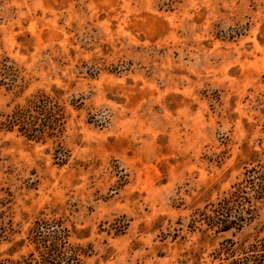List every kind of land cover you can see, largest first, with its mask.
I'll return each mask as SVG.
<instances>
[{
  "label": "rangeland",
  "instance_id": "obj_1",
  "mask_svg": "<svg viewBox=\"0 0 264 264\" xmlns=\"http://www.w3.org/2000/svg\"><path fill=\"white\" fill-rule=\"evenodd\" d=\"M41 95L60 130L0 126V264L63 229L79 264H264V204L205 222L264 173V0H0V122Z\"/></svg>",
  "mask_w": 264,
  "mask_h": 264
},
{
  "label": "trees",
  "instance_id": "obj_2",
  "mask_svg": "<svg viewBox=\"0 0 264 264\" xmlns=\"http://www.w3.org/2000/svg\"><path fill=\"white\" fill-rule=\"evenodd\" d=\"M63 110L58 108L51 97L36 96L26 108H18L0 122L7 129L19 128L29 139H39L46 130H60L63 126ZM42 126L40 128L39 126ZM249 190L251 195L249 196ZM252 200L264 204V173L255 174L244 184L223 198L216 206H211L205 214L209 229L218 228V232H228L232 228L240 231L243 224L253 219L255 204ZM68 231L50 232L48 236L34 235L33 243L37 246L40 261L35 264H79L78 252L68 249Z\"/></svg>",
  "mask_w": 264,
  "mask_h": 264
}]
</instances>
